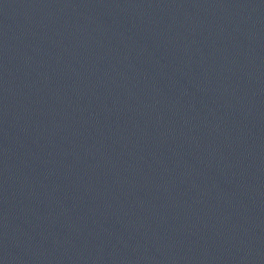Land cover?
<instances>
[{
	"label": "water",
	"instance_id": "95a60500",
	"mask_svg": "<svg viewBox=\"0 0 264 264\" xmlns=\"http://www.w3.org/2000/svg\"><path fill=\"white\" fill-rule=\"evenodd\" d=\"M0 264H264V0H0Z\"/></svg>",
	"mask_w": 264,
	"mask_h": 264
}]
</instances>
